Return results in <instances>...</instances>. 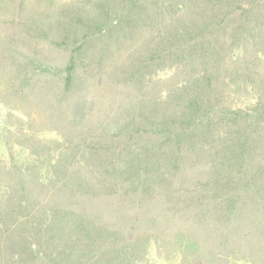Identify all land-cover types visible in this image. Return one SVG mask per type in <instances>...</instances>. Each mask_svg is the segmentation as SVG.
<instances>
[{
    "label": "rangeland",
    "instance_id": "1",
    "mask_svg": "<svg viewBox=\"0 0 264 264\" xmlns=\"http://www.w3.org/2000/svg\"><path fill=\"white\" fill-rule=\"evenodd\" d=\"M237 3L0 0V192L33 183L41 202L82 197L118 220L47 218L38 242L79 247L60 264H264V121L241 127L247 149L228 148L239 131L224 123L207 137L163 124L208 78L217 106L264 101V3L234 45L209 25ZM28 253L0 236V264H47Z\"/></svg>",
    "mask_w": 264,
    "mask_h": 264
},
{
    "label": "trees",
    "instance_id": "2",
    "mask_svg": "<svg viewBox=\"0 0 264 264\" xmlns=\"http://www.w3.org/2000/svg\"><path fill=\"white\" fill-rule=\"evenodd\" d=\"M236 1L238 2L236 5L229 7L227 22L218 23L217 21H211L209 23L212 27L222 25L223 34L229 38V45H234L236 42H240L246 37L247 32H249L248 29H251L248 22H250L253 13L256 12V6L264 3V0ZM230 4L234 3L231 2ZM239 9H243V11L240 15H237L236 13ZM214 52L215 51L213 50L209 53L205 52L203 54H205L207 59L215 60L216 57L214 56ZM73 69L74 62L71 63L68 70L72 72ZM71 79L70 73L67 77V81L70 82ZM204 83H206V85L198 87L197 91L194 90L195 94L186 100L187 102L184 106V111L181 117L178 120H175L174 118L172 121L163 124L165 126L174 124L173 127L175 130L185 132L190 129L189 131L191 134L194 132H200L204 137H207L213 134L211 130L215 125L224 123L226 124L225 127L230 129L238 128L239 131V135L234 137V139L224 141V143H228V148L233 146L236 149H247L250 144V135L245 137L247 128L242 129L241 127L243 124H247L249 129H253L258 127L261 121H264L263 99L259 97L252 105L248 104L244 107H232L226 105L217 106L209 96L214 91L211 79L208 78ZM218 101L219 98L217 102ZM26 185L27 184L23 182H16L15 185L7 189L6 192H0V226L8 225L5 229H0V236L7 233L9 237L11 234L19 237V241L23 242L24 247L27 249V253L30 250L31 254H34L32 257L34 260H37V258L40 257L42 249L45 257H47L45 258L47 264H60L61 261L64 260L66 254L71 256L75 254L76 247L78 251L79 247L74 246L68 251L56 249L53 250L55 253H51L46 246L44 247L46 240L41 243L38 242L45 234L43 228L48 226L46 225L48 222L50 223V226L55 225L62 229L65 227V216L72 213L83 217L84 220L80 219L83 229L87 226L85 218L92 219L94 226L100 224L102 227H115L118 224L116 217L111 216L108 212H96L95 215L97 214L96 216H98V218H94L91 215L94 210L91 207H85L86 205L83 204L84 199L82 197L74 198L76 196H73L68 199L55 197L41 202L42 199L36 196L37 186L33 183L29 186ZM13 187L14 189L17 188L16 191L20 198L13 193L14 198L16 196L15 200L11 197L10 199L13 200L12 202L9 203L7 200L3 202L4 196L7 195ZM47 207H49V211L47 210ZM47 218H49L48 222ZM33 239L37 242H33V246H31L29 245V242ZM57 239H60V236H57ZM114 241L117 244L123 241V238H115ZM34 243L39 248L34 249ZM17 257L19 258L13 256L8 262L12 261V264H26L29 259H31L22 254ZM74 264L76 263L74 262Z\"/></svg>",
    "mask_w": 264,
    "mask_h": 264
}]
</instances>
